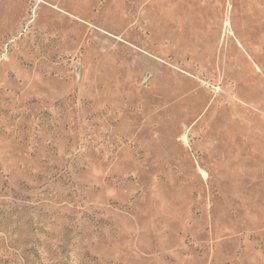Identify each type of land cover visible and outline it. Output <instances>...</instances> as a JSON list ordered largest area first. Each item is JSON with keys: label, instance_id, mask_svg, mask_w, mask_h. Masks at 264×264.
I'll list each match as a JSON object with an SVG mask.
<instances>
[{"label": "rangeland", "instance_id": "374dc122", "mask_svg": "<svg viewBox=\"0 0 264 264\" xmlns=\"http://www.w3.org/2000/svg\"><path fill=\"white\" fill-rule=\"evenodd\" d=\"M0 264H264V0H0Z\"/></svg>", "mask_w": 264, "mask_h": 264}]
</instances>
